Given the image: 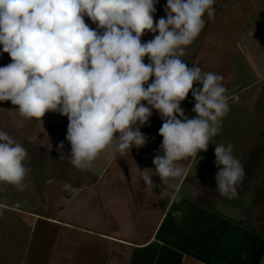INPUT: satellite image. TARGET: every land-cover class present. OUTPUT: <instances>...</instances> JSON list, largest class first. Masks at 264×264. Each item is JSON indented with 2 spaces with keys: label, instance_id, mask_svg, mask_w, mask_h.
<instances>
[{
  "label": "clouds",
  "instance_id": "clouds-1",
  "mask_svg": "<svg viewBox=\"0 0 264 264\" xmlns=\"http://www.w3.org/2000/svg\"><path fill=\"white\" fill-rule=\"evenodd\" d=\"M157 3L0 0V46L11 58L0 67V102L11 101L15 107L8 111L23 121L43 123L50 111L66 116L71 149L66 158L60 142V160L81 170L114 141L121 156L143 147L147 138L140 128L155 109L163 121V140L153 158L155 167L140 170V178L145 188L153 184V174L175 188L169 181L186 171L180 162L207 151L230 106L222 75L196 64L189 67L181 59L204 29L205 15L215 19V0H167L165 16L154 22ZM85 16L96 29L85 23ZM146 32L154 37L142 42ZM190 91L194 118L181 107ZM40 143L50 145L46 132ZM234 148L232 143L215 144L216 190L228 199L236 198L244 177ZM28 156L23 144L0 130V184L23 191L31 171L25 164ZM167 188H161L160 199L169 195ZM172 214L181 217L183 212Z\"/></svg>",
  "mask_w": 264,
  "mask_h": 264
},
{
  "label": "crops",
  "instance_id": "crops-1",
  "mask_svg": "<svg viewBox=\"0 0 264 264\" xmlns=\"http://www.w3.org/2000/svg\"><path fill=\"white\" fill-rule=\"evenodd\" d=\"M247 1L215 0V19L207 20L205 15L207 22L204 29L186 48V55L181 58L189 67L196 64L204 68V72H214L224 77L222 84L226 88L225 96L229 106L232 103L233 107L223 118L221 133L214 138L213 144H209L207 150L215 156V144L232 143L235 154L240 153V149L244 152L247 144L243 167L264 124V113L261 110L264 107V6L243 5ZM166 3L167 0H158L154 22L165 16ZM84 20L89 27L97 28L89 17L85 16ZM153 37L154 34L146 32L141 41L146 42ZM246 59L249 61L241 65L239 60ZM9 63L10 56L0 46V67ZM245 74L253 75V78L245 80ZM151 79L154 77L150 78L149 83ZM257 86L259 88L256 89ZM193 87L202 85L194 84ZM253 88V92H247ZM194 104L190 91L181 102L189 118L196 115L192 112ZM14 107L11 101L0 102V130L14 136L28 151L25 164L31 171L25 183L34 190L41 189L42 195L39 198L44 204L40 210L36 206L33 210L29 204H35L34 196L22 195V191L14 186L0 184V264H26L27 251L32 241L30 235L39 222L50 228L51 232L54 226L59 227L57 246L62 253L61 264H103L107 251L116 249L122 252L141 250L142 259L152 260L151 264H161L163 258L150 253H157L162 244L171 242L166 234L173 236L176 233L177 217L173 216V212L193 206L202 215L217 218L209 212V207L203 201H198L202 203L199 207L195 205L190 193H181V187L202 151L198 156L180 162L186 171L182 177L169 181L175 188H167L155 174L153 184L145 188L140 170L155 167L153 158L159 152L163 140L159 135L163 121L155 109L148 123L140 128L147 138L143 147H133L129 153L121 156L114 141L88 169L81 170L75 168L68 159L60 160V142L64 143L66 158L71 149L66 140L69 123L66 116L50 111L42 118L43 123L23 121L14 111H8ZM251 108L258 115V125L253 135L248 136L249 143H246L245 116L253 114ZM45 132L51 146L41 147L40 141L44 139ZM208 162V177L204 180L208 181L206 186L215 187L218 169L215 162L210 159ZM86 171L90 172L93 180H82L84 175L78 172ZM204 176L199 174L192 178L193 185H198ZM161 188H167L169 192L164 199L159 198ZM247 191L255 198L250 190L236 198L243 197ZM4 200L18 201V204H8ZM22 202H26L28 207L19 205ZM229 223L224 227L225 232L232 230L233 235L238 233L237 222L231 220ZM150 249V253H144ZM71 250L75 252L74 261L69 256ZM54 257L50 256L47 264H53Z\"/></svg>",
  "mask_w": 264,
  "mask_h": 264
},
{
  "label": "rangeland",
  "instance_id": "rangeland-1",
  "mask_svg": "<svg viewBox=\"0 0 264 264\" xmlns=\"http://www.w3.org/2000/svg\"><path fill=\"white\" fill-rule=\"evenodd\" d=\"M258 1V0H257ZM248 0L245 6H264V0L257 2ZM242 6V5H237ZM252 13V12H250ZM253 14V13H252ZM94 29V27L90 26ZM96 29V27H95ZM148 61V62H147ZM241 65L246 60H239ZM252 61V60H250ZM256 61V59H255ZM144 63H149L148 57L144 58ZM202 66V65H201ZM204 69V68H201ZM245 80H250L253 75L245 74ZM259 88L258 86L256 89ZM254 88L249 92H253ZM242 102V101H240ZM233 105L230 104L232 109ZM241 109V107H240ZM250 109V108H248ZM253 110L252 115H246V143H249V135L256 131L258 125V115ZM241 127V126H240ZM241 129V128H240ZM255 129V130H254ZM232 139V138H231ZM252 139V136L251 138ZM236 141V139H234ZM244 148L240 153H235L234 156L242 164L247 150ZM208 159L215 162V156L209 154L207 150L202 151L197 160L192 165V168L181 187L182 194H189L195 201V205H202L198 201H203L217 218H211L210 215H202L192 207H187L182 211L183 215L177 217L176 233L170 237L171 242L160 247L157 253H150L152 250H145L144 253L157 254L161 259V264H264V224H262L261 234L253 231L252 224L256 214L264 208L263 202H258L253 197L252 193L247 191L243 197L228 199L219 194L215 187L206 186L208 181L207 168L210 166ZM204 168V170H203ZM82 176V180L88 181L91 177L90 172H78ZM205 175L201 178L198 185H193L192 178L197 175ZM93 180V177L90 180ZM203 179V180H202ZM41 188V187H40ZM44 188V187H43ZM73 186L71 187V189ZM27 187L21 193L27 194L29 197L34 196L35 204H29V207L34 210V206L40 210L43 207V200L39 198L42 195L41 189ZM70 189V188H69ZM190 189L191 192L188 190ZM73 190V189H72ZM26 196V195H25ZM8 204H18V201L4 200ZM22 207H28L27 203L22 202ZM229 217V218H228ZM235 220L239 227L238 233H232V230L225 232L226 223ZM82 224L81 222H78ZM86 223V222H83ZM167 229V228H166ZM59 227L54 226L52 232L45 224L39 222L30 235V242L26 255V264H47L50 261V256L54 257L53 264L63 263L60 248L57 246V232ZM237 231V230H235ZM167 232V230H166ZM238 234V235H237ZM144 251V250H143ZM74 250L69 251L71 261L73 260ZM141 250L124 251L108 250L106 260L103 264H151L152 260L147 261L142 259Z\"/></svg>",
  "mask_w": 264,
  "mask_h": 264
},
{
  "label": "trees",
  "instance_id": "trees-1",
  "mask_svg": "<svg viewBox=\"0 0 264 264\" xmlns=\"http://www.w3.org/2000/svg\"><path fill=\"white\" fill-rule=\"evenodd\" d=\"M215 11H217L216 8ZM261 110L264 113V107ZM243 169V180L237 186L238 195L246 190H250L254 193L256 201L264 203V124L255 138L250 155ZM262 224H264V208L254 218L252 224L253 231L262 233Z\"/></svg>",
  "mask_w": 264,
  "mask_h": 264
}]
</instances>
